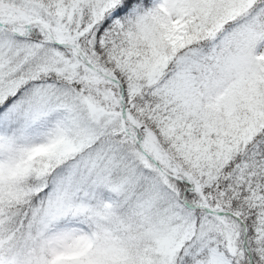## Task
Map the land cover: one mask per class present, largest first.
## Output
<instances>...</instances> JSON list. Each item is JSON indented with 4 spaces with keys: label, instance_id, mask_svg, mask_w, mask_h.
I'll list each match as a JSON object with an SVG mask.
<instances>
[{
    "label": "snow or ice",
    "instance_id": "1",
    "mask_svg": "<svg viewBox=\"0 0 264 264\" xmlns=\"http://www.w3.org/2000/svg\"><path fill=\"white\" fill-rule=\"evenodd\" d=\"M0 264H264V0H0Z\"/></svg>",
    "mask_w": 264,
    "mask_h": 264
}]
</instances>
